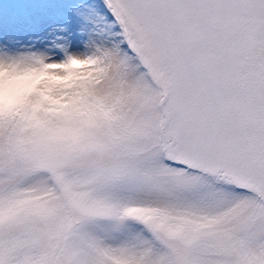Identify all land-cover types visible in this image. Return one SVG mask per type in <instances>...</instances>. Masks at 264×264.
Here are the masks:
<instances>
[{
	"label": "snow or ice",
	"instance_id": "6c2138e0",
	"mask_svg": "<svg viewBox=\"0 0 264 264\" xmlns=\"http://www.w3.org/2000/svg\"><path fill=\"white\" fill-rule=\"evenodd\" d=\"M0 264H264V0H0Z\"/></svg>",
	"mask_w": 264,
	"mask_h": 264
},
{
	"label": "rangeland",
	"instance_id": "374dc122",
	"mask_svg": "<svg viewBox=\"0 0 264 264\" xmlns=\"http://www.w3.org/2000/svg\"><path fill=\"white\" fill-rule=\"evenodd\" d=\"M5 7L7 8L8 6H7V5H5Z\"/></svg>",
	"mask_w": 264,
	"mask_h": 264
}]
</instances>
